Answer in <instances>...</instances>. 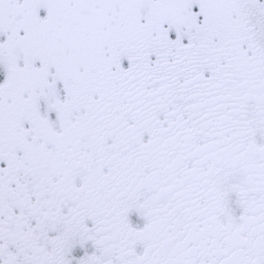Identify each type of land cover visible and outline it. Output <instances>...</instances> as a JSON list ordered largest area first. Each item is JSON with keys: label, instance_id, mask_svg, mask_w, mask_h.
<instances>
[{"label": "snow or ice", "instance_id": "obj_1", "mask_svg": "<svg viewBox=\"0 0 264 264\" xmlns=\"http://www.w3.org/2000/svg\"><path fill=\"white\" fill-rule=\"evenodd\" d=\"M0 264H264V0H0Z\"/></svg>", "mask_w": 264, "mask_h": 264}]
</instances>
